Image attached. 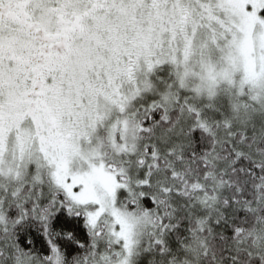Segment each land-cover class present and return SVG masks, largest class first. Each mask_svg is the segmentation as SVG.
Segmentation results:
<instances>
[{
  "label": "snow or ice",
  "instance_id": "6c2138e0",
  "mask_svg": "<svg viewBox=\"0 0 264 264\" xmlns=\"http://www.w3.org/2000/svg\"><path fill=\"white\" fill-rule=\"evenodd\" d=\"M0 264H264V0H0Z\"/></svg>",
  "mask_w": 264,
  "mask_h": 264
}]
</instances>
